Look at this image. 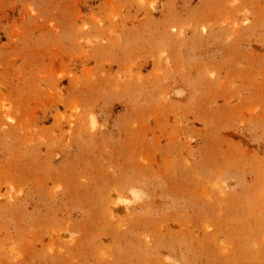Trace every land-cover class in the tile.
Instances as JSON below:
<instances>
[{"label": "rangeland", "instance_id": "rangeland-1", "mask_svg": "<svg viewBox=\"0 0 264 264\" xmlns=\"http://www.w3.org/2000/svg\"><path fill=\"white\" fill-rule=\"evenodd\" d=\"M0 264H264V0H0Z\"/></svg>", "mask_w": 264, "mask_h": 264}]
</instances>
